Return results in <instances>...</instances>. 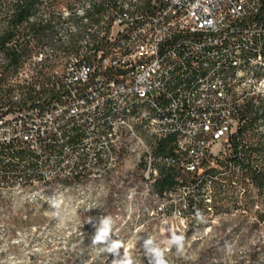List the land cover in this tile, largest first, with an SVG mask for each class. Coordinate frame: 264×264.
<instances>
[{"label": "built area", "instance_id": "obj_1", "mask_svg": "<svg viewBox=\"0 0 264 264\" xmlns=\"http://www.w3.org/2000/svg\"><path fill=\"white\" fill-rule=\"evenodd\" d=\"M131 1H139L138 12L119 9L120 17L104 18L94 42L78 44V55L42 43L10 80L17 89L0 108V141L14 139V147L0 157L14 159L15 167L0 164V188L33 182L53 189L56 174H64L66 186L95 185L94 173L107 168L106 199L118 202V176L131 161L130 174H140L135 203L143 205V190L160 179L143 171V142L133 147L121 136L104 137V130L146 115L165 136L169 169L163 176L171 173L175 182L158 193L160 221L191 225L198 203L211 207V220L224 216L231 210V135L244 124V106L262 101L264 78L242 81L208 72L200 87L192 86V78L197 66L218 57L264 59V0ZM73 7L72 0H44L43 6L63 23ZM35 65L45 66L42 76L31 71ZM213 79H220V90H213ZM136 96L149 97V105L126 114ZM181 103H189V113H179ZM101 144L111 147L113 162L101 159Z\"/></svg>", "mask_w": 264, "mask_h": 264}, {"label": "rangeland", "instance_id": "obj_2", "mask_svg": "<svg viewBox=\"0 0 264 264\" xmlns=\"http://www.w3.org/2000/svg\"><path fill=\"white\" fill-rule=\"evenodd\" d=\"M132 170L125 161L118 202L106 199L111 187L96 178L95 185L56 186L57 207L1 191L0 264H264V220L256 215L264 214V203L244 211L231 199L219 219L166 225L155 204L128 199L140 178Z\"/></svg>", "mask_w": 264, "mask_h": 264}, {"label": "bare ground", "instance_id": "obj_3", "mask_svg": "<svg viewBox=\"0 0 264 264\" xmlns=\"http://www.w3.org/2000/svg\"><path fill=\"white\" fill-rule=\"evenodd\" d=\"M109 7H104V0H72V16L78 22L71 21L56 24L52 27L53 40L46 43L49 48L65 50L67 56H76L79 53V45L91 44L94 37L98 35V29L102 28L105 19L120 17V10L123 13L138 12L139 1L131 0H106ZM43 6L37 12H44ZM45 19V18H44ZM82 62H90V55H82ZM208 72H220V77L235 78L237 80L249 81L251 78H264V59L257 57L233 58V56L218 57L210 63H201L197 66V75H193L192 86L200 87L201 83H207ZM213 90H220V79L212 80ZM264 99V94H262ZM149 105V97L136 96L135 99H129L126 106V114H135L141 106ZM179 113H189V103L179 105ZM152 120H160V113H152ZM40 132H48V125H40ZM133 143V147H140V141L143 142V171L153 174L158 178L163 174V169H169L168 151L164 148L158 149L157 143L165 142V136L159 133V128L151 126L146 115H138L137 118L120 119V125H108V130H104V137H119ZM8 147H14V139H2L0 141V152H4ZM101 159L105 162H113V150L108 144H101ZM3 164L9 163L15 167L14 159H4ZM96 179H107V168H100L94 173ZM53 180L66 181L64 174L54 175ZM140 182V178L138 183ZM26 183V182H25ZM155 182L149 183V189L143 190V205L151 202L157 205L158 195L153 193L152 188ZM109 185L111 183L108 182ZM6 186V187H5ZM1 184L3 190H12L24 192L33 195L35 198H44L51 206H58L60 199L58 192L46 194L42 189L31 191L26 189L24 184ZM128 198L135 202V188ZM32 197V196H31ZM30 197V198H31ZM211 207H205V203H198L196 214L191 218V225L211 222ZM221 216H218V219Z\"/></svg>", "mask_w": 264, "mask_h": 264}, {"label": "trees", "instance_id": "obj_4", "mask_svg": "<svg viewBox=\"0 0 264 264\" xmlns=\"http://www.w3.org/2000/svg\"><path fill=\"white\" fill-rule=\"evenodd\" d=\"M43 1L0 0V108L10 104L11 94L17 89L9 83L10 80L19 72L23 63L36 54V48L40 44L53 40L52 27L64 22L55 12H37L41 6H44ZM68 20L78 22L74 17ZM44 69L43 65H35L31 71L36 77H40L44 74ZM26 90L32 95L30 87ZM262 101L257 104L250 102L244 106L239 113L240 118L244 119V124L238 126L231 135V156L228 160L231 161L232 205L244 211L256 207L260 202L264 203V102ZM164 144V141L160 142L158 149H162ZM2 162L0 158L2 167L14 168L12 164L2 165ZM158 178L160 179L152 188L153 193L157 195L171 190L175 185L171 173H166L164 176L161 174ZM65 182L53 180V189L38 186L33 182H26L23 187L31 191L42 189L46 194H54L58 191L55 187ZM123 183V181L120 183V187ZM1 191L5 190L1 187ZM238 197L243 198L241 204ZM256 215L259 220H264V214Z\"/></svg>", "mask_w": 264, "mask_h": 264}]
</instances>
